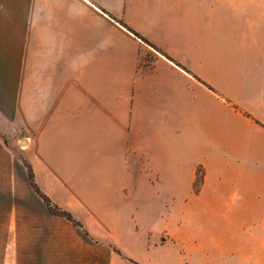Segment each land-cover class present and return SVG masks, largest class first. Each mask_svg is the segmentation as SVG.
<instances>
[{"label":"crops","instance_id":"0c3cea01","mask_svg":"<svg viewBox=\"0 0 264 264\" xmlns=\"http://www.w3.org/2000/svg\"><path fill=\"white\" fill-rule=\"evenodd\" d=\"M18 129L40 191L99 243L49 214L5 143ZM133 192L166 218L132 220ZM181 205L239 220L220 264H264V0H0V264H124L111 245L213 264L155 257Z\"/></svg>","mask_w":264,"mask_h":264},{"label":"rangeland","instance_id":"374dc122","mask_svg":"<svg viewBox=\"0 0 264 264\" xmlns=\"http://www.w3.org/2000/svg\"><path fill=\"white\" fill-rule=\"evenodd\" d=\"M27 132L25 129H18L13 133V136H8L5 138V143L9 147L10 150L13 151L16 160L21 165L22 169L27 175V178L31 176V169L28 165L26 159L27 152ZM201 170L204 181V171ZM202 183L200 184L199 191L202 187ZM30 182V181H29ZM195 191V189H194ZM199 193V192H198ZM37 195V194H36ZM146 195L149 200L148 207H144V209L140 208L138 205L132 209V220H147L149 225L155 226L161 211L165 213L163 215V219L166 218L167 213L165 210H162L159 204L155 201V194H142V193H132V200L139 201ZM183 194H181L182 196ZM37 197H39L37 195ZM40 199V198H39ZM41 200V199H40ZM43 205L45 203L41 200ZM46 207V206H45ZM38 208V206H37ZM48 211V210H47ZM171 210H169L170 212ZM178 211L180 212V237L173 242H169V239L163 235L154 245L157 247H161L164 245H168L169 248H164L161 251V254H156V258H160L161 261L166 259L169 254L172 253V250H176L178 254L179 261H184L190 259V256H194L196 260L203 261L205 259V253L209 252L211 256V261L213 264H220V254L221 250L225 248H234L236 245H239V220H184L187 215H196V211L194 208L189 209L186 206H180ZM50 214V213H49ZM143 216V217H142ZM83 232H87L83 227ZM88 233V232H87ZM156 236V234H155ZM87 237V236H86ZM89 242H95L94 239H91L90 236L87 237ZM156 238V237H154ZM123 243V242H121ZM151 242H149V246H151ZM148 247V246H147ZM112 250L117 254L116 250L119 248L111 245ZM153 248V246H152ZM149 249V247H148ZM121 255L116 256L119 261L124 264H133L130 262V259L122 253ZM137 257H140L141 260L147 261L151 258V254H149L146 250V246L143 245L142 248H137L136 250ZM176 254V253H175ZM99 257L102 259L103 254H99ZM35 264H65L66 262L62 260L59 256L53 255V250L43 248H37L35 252ZM32 258L30 259V262ZM133 261V260H132ZM138 264H147L141 263L138 261H134Z\"/></svg>","mask_w":264,"mask_h":264},{"label":"trees","instance_id":"16d2710c","mask_svg":"<svg viewBox=\"0 0 264 264\" xmlns=\"http://www.w3.org/2000/svg\"><path fill=\"white\" fill-rule=\"evenodd\" d=\"M127 28V27H126ZM130 32H132L133 34H135V36L141 38L137 33L133 32L132 30H130L129 28H127ZM202 172L201 170H198L197 172V177L195 180V184H194V189H195V193L198 194L199 192V187L200 184L203 181V177L201 176ZM29 181L31 184V187L33 188V190L35 191V193L39 196V198L45 203V206L48 210V212L53 215V216H57L60 218H63L67 221H69L70 223H72L74 226L79 227L81 229H83V225L78 222L71 213H69L66 210H63L62 208H60L59 206H57L56 204H54L46 195H44L40 189L38 188V186L35 183V179H34V175L33 172L31 170V176L29 177ZM85 235L87 237H89V234L87 232H85ZM117 254L121 255V252L119 250H116ZM130 262H132L133 264H138L132 260H130Z\"/></svg>","mask_w":264,"mask_h":264}]
</instances>
